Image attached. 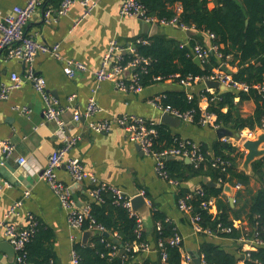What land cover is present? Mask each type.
Here are the masks:
<instances>
[{
	"label": "crops",
	"instance_id": "1",
	"mask_svg": "<svg viewBox=\"0 0 264 264\" xmlns=\"http://www.w3.org/2000/svg\"><path fill=\"white\" fill-rule=\"evenodd\" d=\"M28 1L0 0V10L10 13L14 7L25 6ZM76 1L69 13L61 17L58 23L48 24L45 21L44 12L49 9L53 12L57 11L61 2L53 4L51 0H44L42 8L25 27L26 37L37 38L47 45L59 44L62 58L83 62L88 66L89 71L79 72L71 78L64 72V61L48 54H39L34 62L35 71L47 81V92L58 101L59 107L63 110L62 121L65 134L60 132V126L56 122L45 120V102L31 84H25L19 90L13 91L7 100L0 101V139L9 141L15 148L12 155L7 157L0 146V167L5 166L6 163L12 167L19 165L14 172L17 182L12 184L11 188L0 192V220L4 218L9 207L29 192V196L24 198L20 215L13 218V223L26 228L29 218L34 217L53 233L52 249L56 257L54 263L72 264L71 254L74 243L81 242L87 245L93 236L89 237L88 243L85 244L84 233L88 231L78 232L69 227L66 211L59 197L46 182L39 179L38 174L48 166L53 152L65 144V139L78 138L68 157L78 158L98 181L119 187L128 196H137L144 191L152 206L156 205L161 212L165 213L182 235L183 259L185 255L190 256L193 259L192 264H196L195 259L198 254L200 256V247L204 241L220 245L231 253L248 250V245H242L238 240L223 238L216 234L207 236L196 234L187 216L178 207L177 188L158 175L154 160L139 149L138 144L131 142L122 128L114 126L108 133L96 134L89 129V120L83 118L79 123L73 120L74 113H84L91 98L94 97L101 112L93 116L92 121L107 120L113 115L131 114L153 120L158 125L162 124L163 114L154 108L150 101L157 95L181 90L177 83L159 82L144 87L140 93H123L110 82H104L97 87L93 72L101 66L113 40H118L121 45L128 47L138 40H145L143 38L164 35L187 45L192 40L210 47L212 43L210 36L194 30L195 35H190L177 26H161L158 31L152 33L154 25H148L139 18L121 16L124 0H95L96 8L90 15L83 18L84 7L80 4L81 0ZM46 2L48 6L45 8ZM7 51L5 50L0 57L1 84L9 83L12 73L22 75L25 69L21 61L9 58ZM229 70L232 74L234 73L232 69ZM205 88L206 84H195L191 93L195 92L199 95ZM240 108L241 114L248 117L254 113L256 104L254 101H246L240 105ZM171 129L181 139L206 144L209 147L220 140L217 130L205 126L182 122L179 128L171 127ZM248 131L249 129L238 133L233 132L231 137V144L238 147L244 154L243 160H239L241 170H243L247 151L244 150L243 143L239 142L238 136L242 133L247 134ZM262 133L264 131L256 132L257 136ZM21 158L28 161L27 166H21L18 163ZM262 159L264 156L258 160ZM251 173L249 175L253 178L249 189L252 193H256L261 189V182L253 175V164ZM57 177L60 182L70 188L76 184L64 166L58 169ZM92 185L91 182L84 181L72 191L79 208L93 202L88 194ZM183 186L195 190L201 184L200 180L194 179L184 183ZM251 192H248L245 187L236 188L234 206L229 202L230 195L224 192L231 208L240 217L236 218L233 214L230 219L233 220L236 229L241 230L244 235H248L252 229L247 218ZM215 204L216 202H214L213 213L217 212ZM152 227L145 225V231L149 232ZM4 242L6 241L0 234V245ZM0 257L1 264H14L7 253L0 251ZM139 257L138 264L146 261L150 264H159L155 251L142 253ZM182 264H185L184 260Z\"/></svg>",
	"mask_w": 264,
	"mask_h": 264
},
{
	"label": "trees",
	"instance_id": "2",
	"mask_svg": "<svg viewBox=\"0 0 264 264\" xmlns=\"http://www.w3.org/2000/svg\"><path fill=\"white\" fill-rule=\"evenodd\" d=\"M62 1L51 0V3L59 4ZM140 2L149 16L168 21L177 17L179 25L209 36L213 34L215 38L211 39L210 47L217 46V53L222 55L219 58L215 52L211 53L209 59L203 63V67H200L195 63L192 53L194 46L201 44L200 42L191 40L189 45L183 46L179 41L164 35L143 38L146 42L136 43L138 53L151 60L145 71L140 68L136 70L141 75L143 86L154 85L155 77L161 76L167 82L170 76L179 75L178 78H174V82L181 90L161 94L163 96L161 104L180 112H194V124L201 126L200 106L203 104L201 94L207 96L209 100L213 96L205 91L199 95L195 92L189 94L183 89L180 81L188 76H211L216 68L226 65L234 71L232 74L234 80L250 85L251 89L249 92L226 93L216 90L220 100L211 101L208 107V111L216 116L215 123L234 133L246 129L253 132L264 130V91L253 87L264 84V0H140ZM47 6L46 2L44 7ZM178 7L181 9L180 12L177 11ZM129 60L130 55H126L125 62ZM237 99L239 100L236 101ZM246 101H254L256 104L254 113L248 117L241 114L240 108V105ZM157 129L159 135L155 141V148L159 150L171 147L175 139H181L168 125L159 124ZM200 148L205 161L198 168L184 160H168L166 170L169 179L179 184L178 199L193 193L190 204L193 206V214L202 217L203 228L210 229L220 237L238 240L244 234L236 229L230 217L235 214L238 218L239 215L226 200L224 188L227 184L233 187L240 185L251 192L249 187L253 176L239 168V160H243L244 154L238 147L222 139L215 141L210 147L200 144ZM217 157L230 162L226 172H223L221 166H213L214 158ZM253 173L261 182V189L256 193H250L247 218L252 229L248 235L257 233L258 238L264 241V159L253 163ZM205 177L215 185L205 184L203 182ZM194 179L200 180V187L205 191V196L197 195L196 189L190 190L183 186L184 183ZM102 199V202L91 203V215L106 228L108 233L104 234V241L101 235L96 234L87 245L81 242L74 243L73 248L78 255L79 264H138L137 259L142 253L133 251L135 242H149L156 247L160 239H168L178 231L175 223L153 204L151 208L153 227L149 232L144 231L138 237L136 218L131 216L126 208L117 206L110 192H103ZM210 199L216 202V213H213V206L209 209H204L202 206L204 201ZM159 223L162 225L161 231L157 230ZM219 225L232 227V232L218 231ZM35 229L36 232L27 245L26 264H50L56 258L52 249L53 233L38 221ZM115 233L119 236L118 244L124 250L123 255L119 253L115 256L110 255L112 249L108 244H117ZM201 235L207 236L204 233ZM165 249L168 254V264H182L180 247L166 243ZM160 252V250L156 252L159 264ZM238 253H231L222 246L208 241H204L200 247V254L204 256L206 264H264V246L254 251L239 250ZM247 253L249 256L246 255ZM143 264L150 263L146 261Z\"/></svg>",
	"mask_w": 264,
	"mask_h": 264
},
{
	"label": "built area",
	"instance_id": "3",
	"mask_svg": "<svg viewBox=\"0 0 264 264\" xmlns=\"http://www.w3.org/2000/svg\"><path fill=\"white\" fill-rule=\"evenodd\" d=\"M44 0H29L25 6H16L12 12L4 13L0 10V57L5 50H8V57L21 61L24 66V72L22 75L12 73L9 83H2L0 85V101L7 100L10 94L22 88L25 84H31L35 91L40 94L45 102L44 115L45 120L49 122H56L60 126V132L65 134L64 123L62 121L63 110L59 107V103L47 92V81L39 75L34 69V62L39 54H48L57 59L64 61V72L67 76L74 78L79 72L86 73L89 71L88 66L74 59H64L60 54V45H47L37 38L26 37L25 27L34 18L35 14L42 8ZM76 0H63L57 11L49 9L44 12L45 21L48 24L58 23L60 18L66 16L69 13L70 8L76 3ZM80 4L84 7L83 18L90 15L97 6L95 0H81ZM181 11L180 7L177 9ZM122 17L139 18L148 25L158 24L160 26H177L185 32L193 31L184 25L178 24V18L175 17L168 21L165 19H159L157 17L149 16L146 8L141 4L140 0H124L121 8ZM210 38L215 36L210 34ZM146 42L144 40H138L136 43ZM136 43L125 47L120 44L118 40H113L110 43V47L104 56L101 66L95 70L94 76L96 79L97 87L104 82H110L123 93H140L143 91L144 86L141 82L140 73L136 72L138 68L145 71L151 64V60L141 56L138 53ZM182 45H186L182 43ZM217 46L205 47L200 44H196L192 50L194 58L198 57L203 63L206 62L211 53L221 58L222 55L217 53ZM130 55V60L125 62V56ZM223 66V65H222ZM222 66L216 68L211 76L198 77L188 76L181 79L180 84L183 89L191 93L193 84L202 83L205 84L207 80L219 81L221 84L231 88L234 92H249L251 86L239 82L233 79L232 75L227 74L222 70ZM179 75L170 76L167 80L173 81L174 78H178ZM156 83L165 82L166 80L159 76L154 78ZM254 88L264 91V84L254 85ZM205 93H209L213 96L211 100L204 94H201L202 105L201 110V126L209 127L214 130L220 129V125L215 123L216 116L208 111L210 102L220 100L216 90L210 89L206 86L203 90ZM96 90L94 91V94ZM162 95H157L151 99L150 103L162 114L168 113L169 115L180 119L185 124H194V112H180L177 109L164 107L161 104ZM73 99V98H72ZM71 99V101H72ZM101 112V109L97 106L94 97L91 98L90 103L84 113L75 112L73 120L79 123L81 119L85 118L89 120V129L96 134L108 133L113 130L114 126L122 128L128 135L131 142L138 144L143 152L151 157L155 162V168L158 175L175 188L179 184L176 181L169 179L168 172L166 170V162L170 157L181 158L183 160L189 159L192 164L198 168L201 163L205 161L204 154L200 148V144L185 139H175L174 144L171 147H167L163 150L155 148V141L159 135L157 129V123L153 120L145 118L143 116L123 114L113 115L111 118L102 121H92L93 116ZM264 131V130H261ZM257 134L253 131H248L247 134H239V142L244 143L246 140L256 139ZM78 138H67L65 144L55 150L50 157L48 166L43 169L38 177L41 181L46 182L52 191L59 197L60 203L67 214L68 225L72 230L82 232L83 230L96 232L101 235L104 241V234L108 233L106 228L98 223L91 215V203L86 204L85 207L79 208L73 198L72 190L69 186L64 185L58 180L57 171L61 167H66L75 183H82L84 181L91 182L93 185L90 187L88 194L92 201L102 202V193L110 192L114 198V202L117 206L126 208L131 216L137 220V234L141 236L145 231V223L142 217L133 210L132 200L135 196H128L121 188L111 186L107 183L100 182L96 176L88 171L78 158H70V153L73 146L76 144ZM224 142L231 143V138L225 137L222 139ZM0 146L2 147L5 155L8 157L12 155L15 148L6 140L0 139ZM21 166H27L28 161L25 158L18 160ZM214 167L221 166L223 172H226L230 166V162L224 160L221 157L214 158ZM12 187V183L5 180L0 176V192ZM237 189L242 186H236ZM197 195L205 196V191L199 187L195 192ZM139 195L145 196V192L142 191ZM29 196V192L25 193L24 198ZM24 198L15 202L9 207L4 218L0 220V234H2L5 241L9 242L15 249L16 257L14 264H26L27 259V245L31 242L33 235L36 232L37 220L34 217H30L26 228H21L13 223V218L20 215V209L23 206ZM193 198V193H189L178 199V207L188 219L193 231L196 234L214 235L208 228H203L201 225L202 217L198 214H193V206L190 201ZM147 199V198H146ZM149 206L152 208V204L147 200ZM214 199L204 201L202 206L204 209H209L214 206ZM86 226V227H85ZM86 228V229H85ZM157 230H162V225H157ZM218 231L223 233H231L232 227L218 226ZM114 237L117 239V244L108 246L112 249L111 256H115L120 253L122 248L118 244L119 236L115 233ZM238 242L242 245H248V250L254 251L258 247L264 246V241L258 238L257 233L249 235H243L238 239ZM169 243L170 246L180 247L183 249V237L177 231L172 237L168 239H160L158 245L153 247L151 243H137L133 245V251L136 253H150L152 251L158 252L160 250V264H168V254L165 249V244ZM249 256V254H246ZM72 264H79V259L76 251L73 249ZM201 264H206L204 256L200 254ZM185 264H192L193 259L190 256H182V262ZM2 259L0 257V264ZM242 263V262H241ZM50 264H55L54 261Z\"/></svg>",
	"mask_w": 264,
	"mask_h": 264
},
{
	"label": "water",
	"instance_id": "4",
	"mask_svg": "<svg viewBox=\"0 0 264 264\" xmlns=\"http://www.w3.org/2000/svg\"><path fill=\"white\" fill-rule=\"evenodd\" d=\"M148 27V26H147ZM159 27H161L158 24L154 25L153 32L158 31ZM190 35H195L194 31H189L188 32ZM195 63L203 67V62L198 58H194ZM222 70L226 72L229 75H232V71L229 70V68L226 65L222 66ZM206 86L210 89L218 90L220 93H226V92H234L233 89L221 84L219 81H213V80H207L206 81ZM0 85H1V78H0ZM161 123L168 125L169 127L172 128H179L182 124V121L178 118H175L168 113L163 114ZM218 138L221 140L225 137L231 138L233 136V132L229 129L226 128H220L217 130ZM264 145V133L260 134L257 136V138L254 140H246L243 143V148L245 151H247V154L245 156V160L242 166V169L247 173V174H252V164L259 158L264 156V148L262 146ZM139 149L140 146L138 145ZM173 159H178V160H183L181 158H175V157H170L168 160H173ZM188 164H191V161L189 159H185ZM19 168V165H15L14 167L10 166L9 163H6L5 166L0 167V174L5 179H7L10 183L15 184L16 178L14 176V172ZM10 171H9V170ZM203 182L207 184L208 186H214L215 184L209 180V178L205 177L203 178ZM79 183L74 184L72 186V191L74 190L75 187L79 186ZM224 192L230 195L229 202L232 206H234V194L236 192V188L227 184L224 188ZM132 205H133V210L137 212L143 219L144 223L148 227L153 226V219H152V213H151V207L149 206L146 197L142 195H137L133 198L132 200ZM107 234V233H105ZM96 232L88 231L84 233V238L83 241L85 244L88 243L89 237L95 236ZM3 245H0V251H3L8 254V256L15 261L16 257V252L14 247L9 243V242H4L2 243ZM2 249V250H1ZM124 250L122 249L120 251V255H123ZM196 264H201V259L199 254L197 255L195 259Z\"/></svg>",
	"mask_w": 264,
	"mask_h": 264
}]
</instances>
